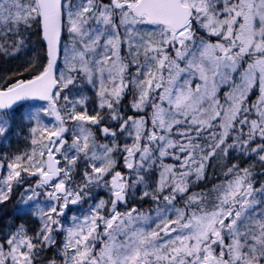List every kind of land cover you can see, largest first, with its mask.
<instances>
[{
  "label": "snow or ice",
  "instance_id": "snow-or-ice-1",
  "mask_svg": "<svg viewBox=\"0 0 264 264\" xmlns=\"http://www.w3.org/2000/svg\"><path fill=\"white\" fill-rule=\"evenodd\" d=\"M0 54V117L47 101L0 153L39 220L0 264H264V0H0Z\"/></svg>",
  "mask_w": 264,
  "mask_h": 264
},
{
  "label": "trees",
  "instance_id": "trees-1",
  "mask_svg": "<svg viewBox=\"0 0 264 264\" xmlns=\"http://www.w3.org/2000/svg\"><path fill=\"white\" fill-rule=\"evenodd\" d=\"M27 52L30 53L31 49L29 48ZM22 62L23 59L5 57L0 54V76L15 70ZM21 111V106L15 110L6 111L11 119H9L8 123V132L3 137H0V153L16 152L26 146L27 141L24 137L29 134V129L33 124L31 120L25 119L24 115H21ZM236 158L237 155L233 152L231 159L235 160ZM217 174L218 169L213 171L212 168L209 167L208 180L206 181L207 187H211L212 183L218 181ZM219 179L221 180V177ZM98 195L102 196L104 193L100 192ZM22 204L23 203L14 199L7 205H0V234L7 232L9 229L15 228L21 223L26 224L30 229L39 224L38 218L32 214L33 204L28 206ZM87 204L88 201H85V203L80 206L86 207Z\"/></svg>",
  "mask_w": 264,
  "mask_h": 264
},
{
  "label": "rangeland",
  "instance_id": "rangeland-1",
  "mask_svg": "<svg viewBox=\"0 0 264 264\" xmlns=\"http://www.w3.org/2000/svg\"><path fill=\"white\" fill-rule=\"evenodd\" d=\"M62 67V65L60 64L59 68ZM59 70V69H58ZM47 103L45 102H30V103H26L24 105L21 106V115H24L25 119H29L31 120V117L33 116V114L39 110V109H44L46 108ZM9 119H11L10 115H7L6 118L5 117H0V124H8L9 123ZM32 121V120H31ZM46 123H53L54 119L53 118H46L45 120ZM33 124V122H32ZM221 177V180L223 179L222 176H220L219 174V170H218V174H217V178H218V182H220L221 180L219 179ZM216 178V179H217ZM210 181V180H209ZM22 205L24 206H28V205H32V203H23ZM87 210V206L86 207H81L80 205H76V206H69V209L66 210L65 215L63 217V222L66 225H69L71 223L70 221V217L73 215H81L83 212H85Z\"/></svg>",
  "mask_w": 264,
  "mask_h": 264
},
{
  "label": "water",
  "instance_id": "water-1",
  "mask_svg": "<svg viewBox=\"0 0 264 264\" xmlns=\"http://www.w3.org/2000/svg\"><path fill=\"white\" fill-rule=\"evenodd\" d=\"M58 68H59V64H58V66H57V70H58ZM29 100H41V99H39V98H25V99H22V100H20V101L15 102V103H14L9 109H7V110H12V109L16 108L17 106H19L20 104H22V103H24V102H26V101H29Z\"/></svg>",
  "mask_w": 264,
  "mask_h": 264
},
{
  "label": "flooded vegetation",
  "instance_id": "flooded-vegetation-1",
  "mask_svg": "<svg viewBox=\"0 0 264 264\" xmlns=\"http://www.w3.org/2000/svg\"><path fill=\"white\" fill-rule=\"evenodd\" d=\"M30 102H35V101H29V102H26V103H30ZM26 103H25V104H26ZM23 105H24V104H23Z\"/></svg>",
  "mask_w": 264,
  "mask_h": 264
}]
</instances>
